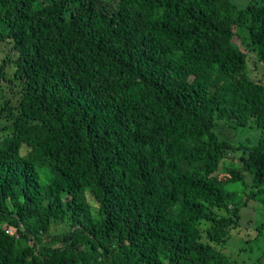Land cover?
Instances as JSON below:
<instances>
[{
  "label": "trees",
  "instance_id": "obj_1",
  "mask_svg": "<svg viewBox=\"0 0 264 264\" xmlns=\"http://www.w3.org/2000/svg\"><path fill=\"white\" fill-rule=\"evenodd\" d=\"M239 26L264 68V4L0 0V264H231L240 207L264 204Z\"/></svg>",
  "mask_w": 264,
  "mask_h": 264
},
{
  "label": "rangeland",
  "instance_id": "obj_2",
  "mask_svg": "<svg viewBox=\"0 0 264 264\" xmlns=\"http://www.w3.org/2000/svg\"><path fill=\"white\" fill-rule=\"evenodd\" d=\"M237 8H244L250 2L264 4V0H231ZM237 34L241 37L242 50L246 53V69L251 76L261 78L264 83V68L257 61L256 53L251 49L246 28L237 27ZM1 57V54H0ZM0 83L5 84L3 80ZM219 125L213 130L218 137L230 141L233 145L237 143H251L255 141L261 131L254 124L247 126H229L220 121ZM41 182L45 183V169H40ZM229 189H238L236 199L238 201L244 198L246 192L251 189V175L245 174L244 183H236ZM95 210V206L93 207ZM61 226H53L52 231L58 230ZM224 253L231 264H264V204L259 200H249L246 205L239 209L238 218L235 226L228 232L224 240Z\"/></svg>",
  "mask_w": 264,
  "mask_h": 264
}]
</instances>
